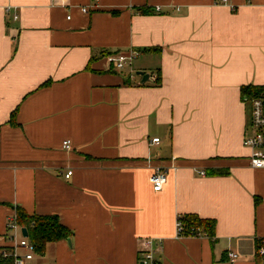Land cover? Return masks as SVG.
<instances>
[{
	"label": "crops",
	"instance_id": "1",
	"mask_svg": "<svg viewBox=\"0 0 264 264\" xmlns=\"http://www.w3.org/2000/svg\"><path fill=\"white\" fill-rule=\"evenodd\" d=\"M228 1L0 0V250L20 209L72 233L28 264H143L145 239L161 264H264L242 95L264 88V0ZM186 215L215 238L176 239Z\"/></svg>",
	"mask_w": 264,
	"mask_h": 264
},
{
	"label": "built area",
	"instance_id": "2",
	"mask_svg": "<svg viewBox=\"0 0 264 264\" xmlns=\"http://www.w3.org/2000/svg\"><path fill=\"white\" fill-rule=\"evenodd\" d=\"M224 5H228L232 11L235 8L229 4L228 0H223ZM157 8L156 11H159ZM81 11L88 13L87 8H82ZM17 19V17H15ZM69 19V17H68ZM139 51H130L129 53H118L114 60V68L118 72L132 71L134 61L140 57ZM132 73V72H131ZM135 73L132 74V77ZM245 102L250 104V130L244 137L243 147L250 151L248 156V164L254 170L264 169V88L251 98H245ZM154 144H159V139L152 141ZM63 147L67 150H71V143L65 142ZM205 176V172L200 173ZM72 172L67 174V178H70ZM168 181V172L162 168L157 167L154 169L151 177L150 184L152 185L154 192H161L164 189ZM8 232L10 233L11 247L0 250V260L3 264H28L33 261L36 255V247L32 244L28 238L23 236L22 226L19 224V217L15 212L9 219L7 224ZM175 238H209L208 235L200 228H191L186 231L183 224L182 217L178 216L175 225ZM163 248V240L145 239L142 241V249L140 255L142 256L143 264H161L157 259V253H160ZM24 250L25 253H21ZM261 255H264V249L260 250ZM230 259H236L237 255L234 253L229 254Z\"/></svg>",
	"mask_w": 264,
	"mask_h": 264
},
{
	"label": "trees",
	"instance_id": "3",
	"mask_svg": "<svg viewBox=\"0 0 264 264\" xmlns=\"http://www.w3.org/2000/svg\"><path fill=\"white\" fill-rule=\"evenodd\" d=\"M143 13H148V11L145 10ZM159 81L160 80H158V83ZM261 90V87H243V99L251 98ZM223 174H225V172L218 171L214 175L220 176ZM17 214L19 217V224L22 226V228L28 230V239L36 247V254L39 256L45 254L48 244L56 243L61 240H68L72 235L71 231L64 227L56 216L30 217L20 209H17ZM182 219L186 231L191 228H200L208 235L210 239L215 238L216 221L201 220L195 215H186ZM0 264H3L1 260Z\"/></svg>",
	"mask_w": 264,
	"mask_h": 264
},
{
	"label": "water",
	"instance_id": "4",
	"mask_svg": "<svg viewBox=\"0 0 264 264\" xmlns=\"http://www.w3.org/2000/svg\"><path fill=\"white\" fill-rule=\"evenodd\" d=\"M138 75L143 78L142 83H145L149 79V74H145L144 72H139ZM22 233H23V236L24 237L28 238L29 233H28V230L27 229L24 228L22 230ZM68 243L71 244L70 239H68Z\"/></svg>",
	"mask_w": 264,
	"mask_h": 264
},
{
	"label": "rangeland",
	"instance_id": "5",
	"mask_svg": "<svg viewBox=\"0 0 264 264\" xmlns=\"http://www.w3.org/2000/svg\"><path fill=\"white\" fill-rule=\"evenodd\" d=\"M248 105H247V112H248V131L250 130V114H251V109H250V104L249 103H247ZM37 260V262H38V258L36 259Z\"/></svg>",
	"mask_w": 264,
	"mask_h": 264
}]
</instances>
